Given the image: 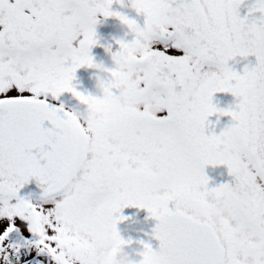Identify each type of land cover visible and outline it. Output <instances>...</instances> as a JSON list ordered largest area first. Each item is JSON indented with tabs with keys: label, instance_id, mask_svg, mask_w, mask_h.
Listing matches in <instances>:
<instances>
[{
	"label": "snow or ice",
	"instance_id": "1",
	"mask_svg": "<svg viewBox=\"0 0 264 264\" xmlns=\"http://www.w3.org/2000/svg\"><path fill=\"white\" fill-rule=\"evenodd\" d=\"M244 2L139 0V26L113 0H0V264H115L128 207L157 222L145 264H264V20L241 19ZM114 15L135 35L117 41L128 71L103 104L72 82L95 66L98 17ZM237 56L256 64L238 75ZM63 93L104 110L94 131L52 106ZM216 93L234 108L214 107ZM214 114L233 121L226 142L204 134ZM65 125L81 143L58 136ZM209 165L233 183L209 189ZM33 179L39 197L20 198ZM209 199L224 218H210Z\"/></svg>",
	"mask_w": 264,
	"mask_h": 264
},
{
	"label": "flooded vegetation",
	"instance_id": "2",
	"mask_svg": "<svg viewBox=\"0 0 264 264\" xmlns=\"http://www.w3.org/2000/svg\"><path fill=\"white\" fill-rule=\"evenodd\" d=\"M112 11L115 8L112 7ZM129 19L134 20L139 26H143L144 17L143 15L137 16L133 12L125 13ZM96 36L98 40L97 46L91 49V56L93 57L94 63H104L106 65L110 64L111 57L107 51L109 49V44L114 40L112 37L121 35L126 38V40H133L134 36H125V30L122 29L120 22L115 17L110 18H99V22L95 28ZM112 39V41H111ZM109 43V44H108ZM117 50H112L116 52ZM228 68L238 75H242L244 69L246 68L245 62L242 57H235L233 60L228 62ZM96 84V72L92 68L83 67L77 70L75 73V79L72 82V86L76 88L78 92L85 95V87L92 88ZM65 97V98H64ZM64 99L72 101L74 104H80L79 101L71 94L65 93ZM213 106L219 111H227L233 109L236 103L235 98L230 93H216L212 97ZM69 107L63 104L61 101H53V107ZM71 112V110H70ZM233 123L230 116H219L214 114L209 117L205 124V135L219 134L220 131L230 126ZM204 174L208 178V188L213 189L221 186V183L225 176L228 174V169L224 165L219 166H207L204 169ZM231 183H233V178ZM230 183V184H231ZM20 198H30L35 200L39 197L38 193H30L27 191L19 192ZM173 205H169L171 208ZM121 215L125 218L120 223L117 224V231L120 238L127 241H132L131 248L133 250H142V245H149L151 247V233L156 224L154 219L149 218V213L140 208L128 207L123 210Z\"/></svg>",
	"mask_w": 264,
	"mask_h": 264
},
{
	"label": "clouds",
	"instance_id": "3",
	"mask_svg": "<svg viewBox=\"0 0 264 264\" xmlns=\"http://www.w3.org/2000/svg\"><path fill=\"white\" fill-rule=\"evenodd\" d=\"M113 4L116 5L117 10L113 11L118 14L119 17H128L125 13L133 12L137 16L140 14V3L139 0H113ZM103 16L98 17L101 18ZM121 24L122 29L125 30V36L127 35H135V29L128 27L123 21L114 15ZM104 18V17H103ZM108 51L111 60L110 64L106 65L104 63L96 64L92 68L96 72V84L94 88V94L91 96L94 99L101 101L103 104H107L110 102L109 96V88L107 87L110 84H114L113 73L117 74H126L128 71V65L124 62L123 57H115V52H112V49L109 48ZM127 55L138 56L140 53L136 49H127ZM195 65V61L192 62ZM82 108L79 110L73 111V114L77 118V120L85 127L89 133L95 130L97 127L98 121L103 117L104 110L98 106L93 104H82ZM215 135L216 139L223 143L230 139L229 134L225 129L219 132V134ZM58 136L61 137L65 142L78 144L81 143L80 139L74 133L71 126L65 125L64 127L59 129ZM219 166V165H218ZM208 211L210 218L212 220H220L225 216V210L222 205H220L217 201L209 199L207 201ZM132 241H127L123 245H121L118 249L115 250V255L112 256L115 264H145L147 260V256L144 248L142 250H133L131 248ZM110 250H101L98 251V255L103 257L108 254Z\"/></svg>",
	"mask_w": 264,
	"mask_h": 264
},
{
	"label": "water",
	"instance_id": "4",
	"mask_svg": "<svg viewBox=\"0 0 264 264\" xmlns=\"http://www.w3.org/2000/svg\"><path fill=\"white\" fill-rule=\"evenodd\" d=\"M257 3H258V0H245L244 4H242L238 10L240 18L244 19L245 17H247L248 23L259 22L261 20H264V16H262V14L260 12H253L251 15H249V9L252 8L253 6H255ZM112 7L115 8V11L117 10V7L115 4H113ZM242 58H243L247 68L251 69L252 67L255 66L256 58L254 56H249L246 58L242 57ZM45 127H49V125H47V123H46ZM33 155H36L37 158H39L38 150L34 149ZM41 163L43 164L45 162L41 161ZM231 181H232V177L227 175L223 179L221 185L230 184ZM22 191L40 194L41 188L37 185V182L35 181V179H33V180L29 181V183L27 185H25L23 188H21L20 192H22ZM155 227H156V224H155L153 230L155 229ZM151 248L153 251H156L159 248V241L154 239L153 231L151 233Z\"/></svg>",
	"mask_w": 264,
	"mask_h": 264
},
{
	"label": "rangeland",
	"instance_id": "5",
	"mask_svg": "<svg viewBox=\"0 0 264 264\" xmlns=\"http://www.w3.org/2000/svg\"><path fill=\"white\" fill-rule=\"evenodd\" d=\"M13 2H14V0H13ZM114 38V40L112 41V39ZM112 39H111V41L112 42H110V44H109V48H111L113 51L114 50H119V48H118V44H117V41H124V42H127V43H130L132 40H126V38H124V37H122L121 35H117V36H114V37H112ZM92 88H84L85 89V95H92V94H94V88L95 87H93V86H91ZM64 94L65 93H63L59 98H58V100L59 101H61L63 104H66V105H68L69 107H64V110L65 111H69L70 112V110H71V112H73V111H76V110H79L80 108H82V105H80V104H74L72 101H68V100H66V99H64L65 97H64ZM64 97V98H63ZM58 100H55L56 102L58 101Z\"/></svg>",
	"mask_w": 264,
	"mask_h": 264
}]
</instances>
